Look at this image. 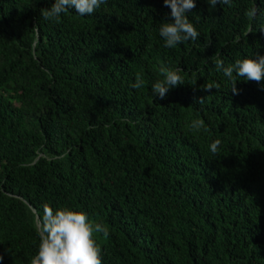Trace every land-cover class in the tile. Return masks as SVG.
Listing matches in <instances>:
<instances>
[{
    "label": "trees",
    "instance_id": "16d2710c",
    "mask_svg": "<svg viewBox=\"0 0 264 264\" xmlns=\"http://www.w3.org/2000/svg\"><path fill=\"white\" fill-rule=\"evenodd\" d=\"M52 2L0 0V264H30L45 205L108 227L102 264H264V81L233 94L214 63L264 55V0H194L200 35L174 48L163 0L59 23ZM161 66L184 79L163 99Z\"/></svg>",
    "mask_w": 264,
    "mask_h": 264
},
{
    "label": "clouds",
    "instance_id": "9594fccd",
    "mask_svg": "<svg viewBox=\"0 0 264 264\" xmlns=\"http://www.w3.org/2000/svg\"><path fill=\"white\" fill-rule=\"evenodd\" d=\"M211 6L218 4L231 6L232 0H206ZM106 0H53L49 8L41 9V15L46 20L60 22L61 14L74 9L80 16L93 14ZM164 6L170 9V20H162L159 25V36L164 46L174 48L185 41H195L200 33L189 20L187 13L195 8L194 0H163ZM254 14V12H253ZM264 33V25L259 29ZM217 71L231 82V92L237 94V77L260 83L264 81V55L256 52L255 58L245 57L236 59L233 63L225 64L223 58L217 53L214 56ZM162 80L152 85L154 96L163 99L170 88L184 84L180 70H172L161 66ZM145 85L140 74H136L135 83L131 86L139 89ZM219 88V84H208L205 91ZM200 100V99H199ZM190 128L196 131H207L204 121L193 120ZM221 140L216 139L210 145L211 153L218 152ZM109 238V229L103 223L89 220L83 211H76L68 207L53 210L45 205L40 220L39 244L30 264H102V249L98 245L96 236ZM2 259V257H0Z\"/></svg>",
    "mask_w": 264,
    "mask_h": 264
}]
</instances>
